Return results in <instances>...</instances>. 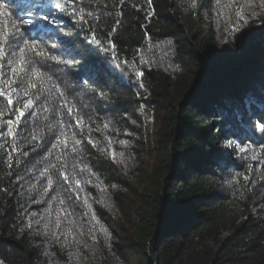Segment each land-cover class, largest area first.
<instances>
[{
	"label": "trees",
	"instance_id": "obj_1",
	"mask_svg": "<svg viewBox=\"0 0 264 264\" xmlns=\"http://www.w3.org/2000/svg\"><path fill=\"white\" fill-rule=\"evenodd\" d=\"M37 2L0 0L7 13L0 15V29L29 18V11L37 14ZM118 5L119 0H74L68 14L53 10L61 25L43 42L74 61L70 68L55 65L52 72L80 109L84 126L77 127L63 108L50 110L45 119L38 101V117L23 122L15 141L28 156L13 153L19 163L9 168L6 152L13 141L0 139V264H264V155L259 152L264 140L259 132L247 139L227 131L253 113L258 121L264 112V16L230 33L226 23L217 25L213 0H198L196 6L189 0ZM73 9L87 22H74ZM139 70L143 77L135 74ZM62 127L83 141L77 152L71 143L52 147ZM31 135L42 139L25 143ZM89 137L99 141L96 147ZM109 141L124 163L100 150L108 149ZM229 142L248 144V153L239 154ZM254 154L258 159H251ZM52 164L57 166L50 169L53 179L61 166L77 174L80 196H87L91 209L62 179L63 187L33 203L47 184L40 172ZM85 164L95 175L80 171ZM250 169V181L241 176L238 184L230 183ZM89 179L92 183L84 182ZM57 191L65 206L75 205L73 218L91 246L80 249L86 260H72L75 249L47 243L43 224L28 227ZM57 205L53 200L52 209ZM93 212L96 228L108 233L96 231L95 241L87 235Z\"/></svg>",
	"mask_w": 264,
	"mask_h": 264
},
{
	"label": "snow or ice",
	"instance_id": "obj_2",
	"mask_svg": "<svg viewBox=\"0 0 264 264\" xmlns=\"http://www.w3.org/2000/svg\"><path fill=\"white\" fill-rule=\"evenodd\" d=\"M73 2L74 0H47V2L45 0H38L35 5V12L37 14L29 11L27 13L29 18H22L19 24L14 23L0 29V102H2L0 104V139L8 137L13 141L10 150L6 152L9 168L13 166V163H19V161H14L13 153L20 152L22 156H28L27 151H20L15 141L20 134L23 122L30 117H38L36 111L38 101L41 102L40 109L45 119H47V113L50 110L55 113L63 108L66 109L67 115L75 121L77 127L84 126V117L80 115V109L76 107L75 103L68 101L65 88H62L61 83L54 79V73L52 72L53 66L64 65L70 68L74 61L63 59L61 55H57L56 51L59 50L56 49L55 45H51L54 51H49V46L43 42L45 35L52 31H58L61 25L60 17L55 15L53 10L61 14H68V6ZM148 2L151 4V0H148ZM189 2L192 6L198 4V0H189ZM213 3L217 25L219 26L220 22L226 23V32L239 33L251 19L264 16V0H213ZM123 4L124 0H119L118 7L122 8ZM4 7L3 4H0V15H7ZM69 15L74 22H87L85 16L78 13L75 9ZM88 15H91V13H88ZM152 15L154 13L149 12V16ZM95 19L98 20L99 17ZM119 24L120 21L117 20L116 25L112 28V32L117 31ZM109 34L111 35V33ZM110 46L113 50L115 49L114 44ZM123 63L127 65V61H123ZM140 63L144 64L147 61L142 59ZM5 69H7V72ZM135 74L138 77H143L144 72L143 70H139ZM88 75L91 79V74L89 73ZM83 83L88 84L89 80H84ZM97 94L103 97V92L97 91ZM20 99L23 100L22 103L19 102ZM250 103V100L245 101L246 105ZM252 115H255V113ZM252 115L248 116L247 120L241 119L227 130L228 133L233 136L239 134L243 138L250 139L251 136L259 132L261 134L259 139L264 140V112L260 113L258 121L253 120ZM57 123L63 125L64 121L60 120ZM104 127L108 128L109 124L105 123ZM89 131H91V128H89ZM41 139L42 137L39 135H31L30 139L25 136L24 142L31 144ZM88 142L93 147H96L99 143V141H93L90 137L88 138ZM70 143L72 145L71 151L77 152L78 148L76 146L81 145L83 141L76 137L75 132L69 133L64 131L62 127L60 134L55 137V143L52 147L68 148ZM119 143L127 145L128 141L121 140ZM227 146L234 147V150L241 155H246L249 151V146L246 143L242 146L241 143L233 144L229 142ZM3 147L4 145H0V148ZM100 150L107 151L114 162L124 163L123 153H116L111 147V141H109L108 149ZM259 152L261 155H264V143L259 144ZM48 155H52L51 150H49ZM118 156L120 157L119 159H117ZM251 159L256 160L258 156L254 154ZM56 168L57 166L52 164L40 172V176L46 177L47 184L40 193V201L33 200V203L44 201V197L50 191H56L57 186L63 187L59 184V180L62 179L65 184L69 185V191L75 194L76 199H82L84 204L91 209L87 196H80V192L83 191L80 187L82 181L77 178V174L74 171L73 173H69L61 166V169L58 170V178L53 179V175L49 174L50 169ZM80 171H87L91 175H95L86 164L80 168ZM241 176L244 181H250L251 169L249 170V174H235L230 183L235 182L238 184ZM97 179L99 178L97 177ZM261 181L264 182V176L261 177ZM84 182L92 183L90 179ZM251 183L255 184V181H251ZM35 189L36 186L32 185L30 191H35ZM68 199H71V197H68ZM53 200L58 201V205L54 210L51 207ZM46 202L49 204V208L45 209L43 214H40L39 219H30L28 227L31 228L33 224H43V234L49 238L47 243L58 245L61 250L75 249V251L70 252V258L76 261L86 260L88 257L83 256L80 249L91 250V246L83 239L85 235L83 225L73 218L75 205L71 207L65 206V199L61 198L59 191ZM36 215V213L31 214L33 217ZM89 223L92 226L88 228L87 235L93 241L96 240L95 233L98 230L106 236L108 235L106 229L102 227L96 228V224L99 221L96 219L94 212ZM45 255H49V253L46 252Z\"/></svg>",
	"mask_w": 264,
	"mask_h": 264
}]
</instances>
